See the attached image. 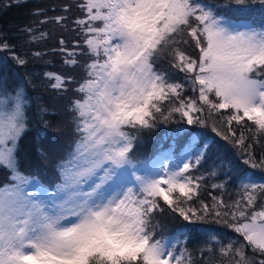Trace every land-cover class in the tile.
I'll return each mask as SVG.
<instances>
[{
	"label": "snow or ice",
	"instance_id": "snow-or-ice-1",
	"mask_svg": "<svg viewBox=\"0 0 264 264\" xmlns=\"http://www.w3.org/2000/svg\"><path fill=\"white\" fill-rule=\"evenodd\" d=\"M257 2L260 18L241 20L233 10L247 11L248 0H81L83 16L74 23L86 51H78L80 41L59 50L69 66L78 56L89 59L74 89L79 96L69 102L75 138L54 186L19 171L30 101L23 87L0 90V166L11 172L0 186V264H196L192 252L177 248L178 237L158 238L166 211L238 234L225 243L210 228L200 264H264V177H240L234 201L213 196L193 207L203 177L190 172L208 152L207 140L179 127L174 139L187 140L178 159L169 152L141 161L133 151L138 133L177 115L201 126L216 115L228 131L215 123L212 130L247 155L245 164L264 168V152L257 163L253 151L264 137V0ZM7 48L0 38V49ZM177 72L183 83L173 82ZM45 75L57 92L75 82ZM186 86L195 98L184 96ZM233 124L252 135L237 134Z\"/></svg>",
	"mask_w": 264,
	"mask_h": 264
},
{
	"label": "trees",
	"instance_id": "trees-1",
	"mask_svg": "<svg viewBox=\"0 0 264 264\" xmlns=\"http://www.w3.org/2000/svg\"><path fill=\"white\" fill-rule=\"evenodd\" d=\"M218 2H222V0H218ZM80 3L81 0H0V38L9 45L7 49H0V90L6 87L11 92L20 85L19 87L25 89L26 96L30 101L25 109L27 130L18 142L16 159L18 166L22 169L45 176L46 178H42V181L46 183L54 184L59 180L58 177L54 178L56 170L52 165V156L59 152L66 154L75 138L68 106L71 99L79 96L74 89L84 77L83 64L89 57L78 56L77 59L80 63L76 66H69L64 63L67 58L66 54L59 49L67 47L71 51L76 46V41H80L78 51H86L83 46L84 37L74 23L76 19L83 16L82 10L77 6ZM248 3L251 7L247 11L236 12L233 10V15L236 18L259 19L260 4L257 0H248ZM37 17L40 19L38 20ZM56 17H65V19L58 21L55 19ZM26 28H31L32 32L24 31ZM32 36H35L36 39H32ZM62 39L63 45L60 43ZM36 53H40V55L37 56ZM14 57H20L26 63L21 65L17 63ZM49 72L72 76L75 82L67 85L68 91L57 92L50 87L54 81L45 75ZM182 74L177 72L173 77V82L180 81L183 83ZM189 90L190 88L186 86L184 96H191ZM58 94H62L57 102L62 107L60 109L64 110V118H60L61 120H58V113L55 114L57 102L51 103L50 101ZM41 106L47 107L49 113L42 114L39 110ZM227 114L229 113L226 112L225 115ZM56 119L58 124L64 120L65 129L64 135L61 136L62 139L57 137L56 132L50 128L52 126L56 129ZM44 121L48 122L47 126H45ZM213 123L219 132L227 134L228 129L224 126L220 116L208 117L207 124L201 126L187 125L177 115L174 121L161 122L154 129H146L138 133V140L133 150L136 158L151 157L158 148L171 141L172 133L179 127H183L186 132H189L196 126L206 135L211 136L213 142L204 159L196 169L190 172L193 176L203 177L198 199L194 197L193 201L190 202L193 207L198 206L201 200L210 204L213 196L222 195L225 202L234 201L239 198L240 177L243 173L264 174V168H252L250 164H245L244 160L247 159V155L243 154L240 149L233 147L230 142L225 141L217 132H214L212 130ZM248 123L251 126L250 122ZM232 128L237 131V134L244 130L246 136L252 135L235 124ZM248 142L252 143L251 139ZM50 143H56L54 145L56 147H52ZM253 151L256 162L259 163L261 153L264 152V137L260 138L259 144L254 145ZM222 153L224 155L220 163H213L222 156ZM45 156V159L50 161L49 166H46ZM227 156H235L239 167L232 170L224 169L223 163L230 159L226 158ZM219 169H223V171L216 173ZM213 172L216 174L211 175ZM6 183H10L9 174H7L6 168L0 166V186ZM213 184H224V187L222 189L213 188ZM257 208H259V202ZM169 213L166 211L163 216L159 217L161 225L157 229L158 237L172 231L184 233L183 247L192 252L196 264H200L208 256L207 252H204L203 255L201 252L209 242L210 228L213 230L211 234L217 235L225 243L229 237H238V234L224 224L209 226L205 222L193 224L181 219L178 224L168 225L166 221H176L177 218H181L177 214L170 217ZM248 254L251 255L250 250ZM217 258L219 257L217 256Z\"/></svg>",
	"mask_w": 264,
	"mask_h": 264
},
{
	"label": "rangeland",
	"instance_id": "rangeland-1",
	"mask_svg": "<svg viewBox=\"0 0 264 264\" xmlns=\"http://www.w3.org/2000/svg\"><path fill=\"white\" fill-rule=\"evenodd\" d=\"M37 19L39 20L40 19V17H37ZM180 74H182V73H180ZM183 75V74H182ZM182 77L183 76H181V79H182ZM179 83H180V81H178ZM20 86V85H19ZM19 86H17V87H19ZM189 93H190V95L192 96V97H194V96H196L197 94L196 93H193L192 91H191V89L189 90ZM62 96V94H58V96H56V97H54V98H51L50 99V101H51V103H55V102H57L58 101V99L60 98ZM60 108H62L61 107V105H60V103L59 102H57V104L55 105V110L57 111L55 114H57V117H58V120H61L60 118H64L63 117V113H64V110L63 109H60ZM58 120L56 119V122H57V127H56V129L55 128H53L52 126L50 127L51 129H53L55 132H56V136L57 137H59V138H61L62 139V137L61 136H63L64 135V129H65V127L63 126V123H64V120L62 121V123H59L58 124ZM52 123H53V120L51 121ZM50 122V123H51ZM61 122V121H60ZM61 124V125H60ZM195 135V134H194ZM58 139V138H57ZM20 140V139H19ZM247 143H249L248 141H247ZM51 145H52V147H56V146H54L56 143H50ZM50 149H52V148H50ZM54 149V148H53ZM52 152H54V151H52ZM17 154H18V151L16 150V157H17ZM223 153H222V156L218 159V160H216L215 162H213V163H220V160H222L223 159ZM160 157V156H159ZM180 157V155L179 156H177V157H175V158H179ZM46 158V156L44 157V159ZM226 158H230L227 162H225V163H223V167H224V169H229V170H232V169H236L237 167H239V163H238V161L237 160H235L236 158H235V156H227ZM155 160H157V159H155ZM151 161H153V160H151ZM45 163H46V166H49L50 165V161L48 160V159H45ZM221 165V164H220ZM222 166V165H221ZM5 168V167H4ZM20 171V170H19ZM221 171H223V169H219L218 171H216V173H220ZM226 171H228V170H226ZM23 173V172H22ZM23 174H25V173H23ZM25 175H28V176H31V177H34V176H32V175H29V174H25ZM244 175H248V176H250V174H248V173H243L242 174V176H244ZM257 178H259V177H264V176H256ZM35 179H37L36 177H34ZM173 215V213H169V216L171 217ZM182 218H177L176 219V221H166V223L168 224V225H172V224H178L179 222H180V220H181ZM170 237H173V240H174V236H170ZM168 238V237H167Z\"/></svg>",
	"mask_w": 264,
	"mask_h": 264
}]
</instances>
